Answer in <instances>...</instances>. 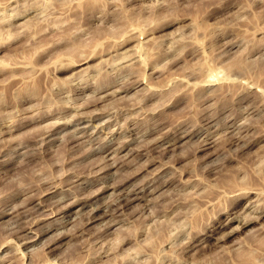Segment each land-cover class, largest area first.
I'll return each mask as SVG.
<instances>
[{
    "label": "rangeland",
    "instance_id": "rangeland-1",
    "mask_svg": "<svg viewBox=\"0 0 264 264\" xmlns=\"http://www.w3.org/2000/svg\"><path fill=\"white\" fill-rule=\"evenodd\" d=\"M0 259L264 264V0H0Z\"/></svg>",
    "mask_w": 264,
    "mask_h": 264
},
{
    "label": "bare ground",
    "instance_id": "bare-ground-1",
    "mask_svg": "<svg viewBox=\"0 0 264 264\" xmlns=\"http://www.w3.org/2000/svg\"><path fill=\"white\" fill-rule=\"evenodd\" d=\"M229 48H230V46H229ZM82 69V68H81ZM79 70V69H78ZM212 73V72H211ZM216 73V72H215ZM210 76V75H209ZM207 77L208 79H204L205 81H211L212 79H211V76L210 77ZM214 76V75H213ZM210 78V79H209ZM213 78V77H212ZM201 82V81H200ZM210 83V82H209ZM206 85V84H205ZM79 116V115H78ZM82 119V118H81ZM85 122V121H84ZM84 122H83V124H84ZM63 123V122H62ZM101 123V122H100ZM75 125V124H74ZM100 125V124H99ZM98 125V126H99ZM205 125V124H204ZM83 126H85V125H82V127L81 128H83ZM102 126V125H101ZM100 126V127H101ZM59 127V126H58ZM55 128V127H54ZM76 128V127H75ZM133 128V127H132ZM78 129V128H77ZM85 129V128H84ZM76 130V129H75ZM83 130V129H82ZM81 130V131H82ZM52 131H54V130H52ZM51 131V132H52ZM57 131V130H56ZM78 131V130H77ZM184 131V130H183ZM73 132V131H72ZM133 132V131H132ZM49 133V132H48ZM55 133V132H54ZM74 133V132H73ZM77 133H80V132H77ZM227 133V132H226ZM50 134H52V133H50ZM55 134H57V133H55ZM191 134V133H190ZM60 135V134H59ZM183 135H184V133H183ZM195 135V134H194ZM52 136H54V135H52ZM58 136V135H57ZM82 136V135H81ZM186 136V135H185ZM187 136H188V132H187ZM193 136V135H192ZM207 136V135H206ZM190 137V136H189ZM208 137V136H207ZM52 138V137H51ZM77 136H76V134H72V136L70 135V138L68 137V139H66V144L69 146L70 145V147H74V146H76L79 142H78V140H77ZM50 139V138H49ZM48 139V140H49ZM54 139H55V136H54ZM47 140V139H46ZM129 140V139H128ZM199 140V139H198ZM204 140V139H203ZM206 140V139H205ZM90 141V140H89ZM83 142V141H82ZM169 142V141H168ZM204 142V141H203ZM208 141H206V143H207ZM169 143H171V142H169ZM173 143V142H172ZM168 144V143H167ZM202 145V144H201ZM166 145H164V147H165ZM168 146V145H167ZM170 146H171V144H170ZM69 147V148H70ZM169 147V146H168ZM166 148V147H165ZM19 153V152H18ZM20 153H22V152H20ZM107 155V154H106ZM25 156H26V154H25ZM113 162H115V161H113ZM115 163H117V161L115 162ZM109 164V163H108ZM106 165V163H105V165L104 166H110V164L109 165ZM112 166H113V163H112ZM111 166V167H112ZM101 168V167H100ZM103 168V167H102ZM100 169V173H104L105 174V172H102L101 170H103V169ZM107 169H108V167H107ZM98 171V170H97ZM150 177V176H149ZM100 178H103L101 175L99 176H97V180H99ZM104 178H105V176H104ZM154 178H155V176H154ZM150 180H152V179H150ZM85 181V180H84ZM155 181V180H154ZM80 182H83V181H80ZM77 184V183H76ZM75 184V185H76ZM148 184V183H147ZM78 185H79V183H78ZM145 185V184H144ZM144 185H140L139 186V184L138 185H135V186H133V187H131V188H129V189H127V191H126V193H124V194H128V196H129V194H134V196H133V198H129V199H127V197H125L124 196V194H123V196L125 197V199L123 200V198H122V195L120 196L121 198H119V196L115 199V201H113V202H111L115 207H116V210L118 209V210H121L123 207H125L126 206V204L130 201V200H132V199H136V198H143L144 196H142L143 195V193L142 192H144L145 190H144ZM72 186H74V185H72ZM82 187V186H81ZM83 187H84V185H83ZM82 187V188H83ZM75 188V187H74ZM102 188H104L103 186H102ZM65 189H68V191H69V193H73L74 192V190H71V186L69 185L67 188H65ZM65 189H63V190H65ZM153 190V189H152ZM71 191V192H70ZM151 191V190H150ZM139 193H142V195L140 196L139 195ZM145 193H147V191L145 192ZM83 194V193H82ZM55 195V194H54ZM68 196H73L72 197V200L71 201H69L68 202V204H67V206L68 207H66L65 205H64V210H63V214H62V216H61V218H53V220H50V221H46V223H44L43 224V227H42V229L39 231V233H38V236L39 235H42V234H44L46 231H49V229H51V227H52V225H58L59 226V224H64V223H69L70 221H72L73 219H74V217L72 216L74 213H75V211L76 210H73L72 209V207H75V206H77V205H80V207L79 208H77L78 210H80L82 207H85V206H87V205H90V204H92V203H94V206L93 207H91V212H92V215L90 216V220L93 218L94 219V217H95V214H93V213H96V210H98V209H101V206L98 204V205H95V201L94 200H92L90 203H88L87 201H85V200H83V199H81V197L80 196H78L77 194H71V195H69V194H65V195H63L62 194V196L60 195V198H58L56 201H64V199H66ZM58 197H59V195H58ZM101 197V196H100ZM99 197V198H100ZM112 200H114V199H112ZM143 200H144V198H143ZM55 201V202H56ZM41 202V201H40ZM40 202H36L35 204H38L39 206H41V204H40ZM53 203V202H52ZM251 203V202H250ZM93 205V204H92ZM43 206V205H42ZM91 206V205H90ZM29 207V206H28ZM114 207V208H115ZM30 208V207H29ZM61 208H62V206H61ZM90 208V207H89ZM114 208H113V210H114ZM6 209V208H5ZM4 209V210H5ZM59 209H60V206H59ZM88 209V208H87ZM111 209H112V207H111ZM85 210V209H84ZM21 211H23L24 212V214H22V216L21 217H25V221H26V217H27V215H29L28 213H29V211L26 209V208H24L23 210H20L19 212H21ZM94 211V212H93ZM105 211V210H104ZM111 211V210H110ZM18 212V213H19ZM78 212V211H77ZM111 212H114V211H111ZM51 213V212H50ZM83 213V212H82ZM107 213V212H106ZM3 214V213H2ZM119 214V213H118ZM19 215V214H18ZM75 215H77V214H75ZM74 215V216H75ZM17 216V215H16ZM20 216V215H19ZM37 216H39L38 214H37ZM36 215H35V218L37 217ZM43 217V216H42ZM42 217H38V218H36L35 220H37V219H39V218H42ZM77 217H78V215H77ZM18 218V217H17ZM20 218V217H19ZM28 218V221H29V219H31L32 220V218H34L33 216H31L30 215V218L29 217H27ZM65 218V219H64ZM21 219V218H20ZM23 219V218H22ZM88 219H89V217H88ZM17 220V219H16ZM24 220V219H23ZM54 220H56V221H54ZM18 221V220H17ZM20 222V221H19ZM57 222V223H56ZM88 222H90V221H88ZM21 223H22V221H21ZM34 219L31 221V222H27L26 224L27 225H25V223H24V226H22V225H20L21 227H19L21 230H23V229H27L28 231H31L30 229H31V227L34 225V224H36V223H34ZM12 224V223H11ZM11 224H10V226H11ZM112 224V223H111ZM13 225V224H12ZM14 225L16 226H18L19 224L18 223H16V222H14ZM13 225V226H14ZM66 225V224H65ZM17 226H16V229H18L19 230V228H17ZM54 227V226H53ZM10 228V227H9ZM15 228V227H14ZM13 229V228H12ZM16 229L14 230H12V231H16ZM36 229V228H35ZM34 230V229H33ZM11 231V232H12ZM27 231V232H28ZM20 232H22V231H20ZM81 232H84V231H81ZM36 233V232H35ZM35 236H37V234H35ZM28 238V237H27ZM26 239V238H25ZM24 239V240H25ZM40 239V238H39ZM36 239L33 237H31L30 239H27V240H25L24 242H26V243H29V242H34ZM32 244V243H31ZM31 244H29V245H31ZM28 245V246H29ZM52 245V244H51ZM47 247H49V246H47ZM54 247H50L48 250L50 251V250H52ZM2 257V256H1ZM1 260V259H0ZM7 262L9 261V260H6ZM4 262H5V260H4ZM8 264H9V262H8Z\"/></svg>",
    "mask_w": 264,
    "mask_h": 264
}]
</instances>
